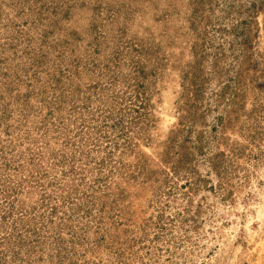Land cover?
Returning <instances> with one entry per match:
<instances>
[{
    "label": "rangeland",
    "instance_id": "1",
    "mask_svg": "<svg viewBox=\"0 0 264 264\" xmlns=\"http://www.w3.org/2000/svg\"><path fill=\"white\" fill-rule=\"evenodd\" d=\"M7 1L0 7V31L5 37L11 34L15 45L0 53V114L9 116L0 126V165L1 151L19 152L20 136L26 135V151L29 146L32 152L45 151L38 163L40 171L56 172L51 154L67 155L58 168H69L75 154L74 166L80 168L83 181L97 185L91 199H83L94 206L93 213L64 226L74 233L71 258L61 262L44 252L39 263L119 264L116 255L122 249L123 260L134 264H264V108L255 107L251 97L258 84L264 88V8L250 23L252 32L245 39L239 33L240 21L249 12L238 16L233 0H42L38 13L27 11L29 2L23 15H17V7ZM224 1L231 5L229 13L222 10ZM232 22L239 24L233 52L243 59L247 43L245 55L251 56L249 68L242 65L241 74L249 91L242 110L240 105L233 108L223 120L224 127L215 123L220 110L212 100L205 99L202 105L211 110L200 107L197 112L196 133H204L206 147L223 151L228 163L233 154L220 187L219 177L211 175V189L204 161L198 163L197 155L182 158L176 152L178 159L172 161L166 148L171 136H179L185 122L196 115L185 88L189 73L198 69L209 91L234 76L236 67L228 65V59L219 62V77L209 72L216 69L211 62L221 35L216 27ZM29 25L33 52L26 53L25 36L16 31ZM43 34L46 43L41 45ZM26 55L42 63L26 71L30 66ZM60 66L67 69L61 77L66 98L58 97L62 103L58 101L57 110L51 111L54 94L49 83ZM137 72L147 94L145 107L139 109L140 99L130 84ZM24 103L28 105L25 122L19 115ZM103 110L123 119L124 133L118 134L119 126L107 127L110 138L96 140L90 121L99 122ZM44 116L48 121L41 127ZM17 155L16 164H29L13 176L30 171L36 162L19 161ZM189 160L193 163L186 165ZM180 164L186 172L182 169L183 177L177 178L172 167ZM77 176L70 172L63 176L66 185L56 192L58 197L69 193V183ZM18 183L22 189L18 197L32 207L41 190L31 186L34 180ZM158 213H163L164 229L154 227ZM99 214L104 220L101 229L95 226ZM59 233L68 237L65 230ZM30 257L35 261L34 254Z\"/></svg>",
    "mask_w": 264,
    "mask_h": 264
},
{
    "label": "trees",
    "instance_id": "2",
    "mask_svg": "<svg viewBox=\"0 0 264 264\" xmlns=\"http://www.w3.org/2000/svg\"><path fill=\"white\" fill-rule=\"evenodd\" d=\"M6 1V2H5ZM5 2V3H4ZM7 0H0V7L4 4H6ZM11 5L13 7H17V15H23L26 10L24 7L25 4L31 3L29 8H27V11L30 12H39L41 10V4L42 0H11ZM231 2V1H230ZM233 5L232 7L235 9L236 14L241 15L242 12H249L248 18L246 20L240 21V24L242 29H240V34L245 35L246 38H250V34L252 32V29L250 28V23H253V20L257 16L259 12H261L264 8V0H233L231 2ZM227 1H224L222 5V10L226 9L229 13V9H231V5ZM19 5V6H18ZM39 5V6H38ZM1 14V13H0ZM28 15V14H27ZM26 19H24L23 22H25ZM13 21L11 22L12 25ZM237 23H231L230 25H227L226 23L223 25H217L215 32H220L221 35L218 37L219 41L217 44V50L214 52L212 64L214 65V69H209V72L213 73L214 75L220 76L221 68H218V64L222 59H228V65L232 67H236L234 76L231 75L229 78H226L220 85L218 89L214 90H207V88L204 86V80L202 77H200L198 73V69L194 70L192 73L190 72L187 76L189 84H186L185 88L187 89V94H191L192 100H190V105L192 106V110L196 115H193L191 120H187L183 127H185V130H181V133L179 136H171V139L169 140L170 145L166 148V152L169 153V150L171 151L170 159L172 161L178 159V157H175L173 153L176 152V154L180 153V156L183 158L184 156H192L197 155V162H202L206 164L207 167V174H206V181L209 183V188H213L212 183V174L214 177L218 178V184L219 187L221 186V181L224 179L225 173L227 170H229V167L232 165L233 160V154L229 155V159L232 161L228 163L224 159V153L223 151L218 152L213 151L212 148L209 146L206 147L207 141L204 140V133L202 131L197 132L196 124L194 125V122L196 121L197 112L200 110H211L210 107H204L208 109H204L202 107L203 101L207 99L208 101L212 100L214 103V106L216 110H220V113L218 112V116L216 119L217 124H219L221 127L226 126V122H223V120L227 117H230V113H233V108H235L237 105H240L238 110H242V106L244 105V102L247 99L248 96V87L246 83H244V77H242V65H245V70L248 69L250 63H249V55H245L248 51L247 43L245 47V54L243 59H239L236 55V53L233 52L234 48L236 47V43H238V40L236 38H233L234 34H237ZM6 28H3V30L7 29V25H4ZM30 28H22L17 29L16 32L20 33L22 37L25 36V41L27 43V49L25 52H33L30 45L33 41V36L31 34H27V32H30L31 25H29ZM11 31V29H9ZM45 32V31H44ZM43 32V33H44ZM6 33V32H5ZM27 34V35H26ZM16 36V35H15ZM11 39H13V36L11 37L7 35L6 37L3 35V33L0 31V53L2 54L5 52L6 47L8 48H14L15 44L11 45ZM3 40V41H2ZM42 43H46L44 39L43 34V40H41ZM242 43H240L241 45ZM230 53V54H227ZM32 55V54H29ZM27 56V55H26ZM29 59V67H27L26 71L29 70V68L33 66H39L42 61L39 58L37 59H30V56H27ZM2 61L4 60L1 59ZM224 61V60H223ZM238 67V68H237ZM67 69H63L61 66L55 69L52 72V85L51 83L49 86V89L54 94L53 101L51 102L50 110L55 111L57 110V103L59 101V104L62 103V100H59L58 97L66 98V91L67 86H64V83L61 79L65 75V71ZM228 71V68L225 69V72ZM68 72V71H67ZM248 72V71H247ZM70 73H67V76ZM66 76V77H67ZM138 72L135 76L136 79H134L133 83H130L133 87L134 96L136 98H139L138 100L139 105L136 109L144 108L145 101H147L146 98V85H144L140 79L137 77ZM144 77V76H142ZM18 78V75H17ZM70 79V78H69ZM50 82V81H49ZM71 86V84H69ZM126 92V88L123 91V94ZM31 93V91H30ZM28 93L26 96L30 95ZM38 94L41 95V91L38 92ZM43 94V91H42ZM251 96V95H250ZM205 97V98H204ZM254 99L255 107H262L264 108V88L262 85L258 84L257 88L254 89V94L251 96ZM144 100V101H143ZM210 103V102H209ZM27 103H24L23 108H20L19 115L20 120H24L27 117V114L25 113V110L28 108ZM202 111L201 114H202ZM111 113L109 110H103L100 112V115H102V119L99 122L97 119L90 121V126L96 132V140L99 139H105L110 138L108 135H106V132L108 133V129H116L118 126L121 127V131H119L118 134H122L125 132L123 129V119L121 117H118L117 115ZM25 117V118H24ZM197 116V120H198ZM9 116H7L4 112L0 114V126L4 121H7ZM110 119H114L111 123H109ZM46 117H42L40 119V126L43 127L47 123ZM7 123V122H6ZM20 124V123H19ZM23 124H20L22 126ZM109 127V128H107ZM215 127V124L213 123L212 127ZM8 125H5L4 127V134L6 135L8 133ZM189 128V129H188ZM40 129V127H38ZM104 129V130H103ZM188 130V131H187ZM104 131V132H103ZM193 132V133H191ZM104 133V134H103ZM117 137L118 135H114ZM26 135L20 136V141L18 143L19 148H22L19 152H13L14 148L8 149V151H1V164L0 169L3 170V172H0V264H40V260H42V256L40 254L47 252L51 255L58 256V259L63 262L66 259L71 258V252H70V245H72V239L74 238V233H69V229L65 228L66 224L69 226L72 225L71 221L74 220L75 217H78V220H82L83 217L90 216L92 211V205H89L88 203H84L83 199H91V191L93 188L97 187L96 182L91 181L89 183L84 182L82 175L79 173L80 168H78V165L74 166V158L75 154L72 156L71 163L68 167H61L58 168V163L65 164V160L67 159V155L61 153V154H51L49 160L53 161V164L56 166L54 170L56 172H52L51 174H47L44 171H40L41 169H38L41 165L40 161L43 159L44 153L41 152L39 149L36 152H32L31 147H27V150L23 147V144L25 143ZM115 144H119L117 139H114ZM105 141V140H104ZM65 145H68V140ZM186 143H190V146H187ZM74 144L71 142V145ZM39 146H42L39 144ZM119 146V145H118ZM181 150V151H180ZM110 155L113 154V152L108 151ZM215 152V154H213ZM16 153H18L17 157L19 161L23 158H29L31 162L34 160L36 161L35 164L31 165L30 171H26L22 174H19L17 176H13V174H17L22 168H24V165L29 164V162H19L18 164L15 163ZM6 154V155H5ZM109 155V158H110ZM7 156V157H6ZM11 157V161H10ZM103 161H100V164H102ZM175 163V162H174ZM189 163H193L192 161L185 162L186 165ZM80 165V164H79ZM183 164L177 165L175 168L172 167V172L177 175V178L183 177L181 175L182 169L183 172H186L185 167H180ZM34 166H36L34 169ZM61 166V165H59ZM11 167V168H10ZM81 167V165H80ZM59 169V172L61 170V176L58 178L60 173H57V170ZM11 170V172L9 171ZM82 170V168H81ZM70 172L71 174L79 176L73 177L74 181L69 183L67 191L69 192L66 196H57V191L62 189L66 184L62 182L63 176L65 177L67 173ZM184 174V173H183ZM225 174V175H224ZM48 176H50L48 178ZM47 182H44V180ZM80 178V181H75L76 179ZM19 181H29L34 180L35 185H31L32 187H37L39 190H41V194L39 198H37V202L34 201V205L32 207L27 206L25 203V199H21L18 197L19 192L22 191L21 189V183H18ZM83 183V184H82ZM183 184V183H182ZM52 187L51 189H49ZM182 187V186H181ZM90 190V192H88ZM123 190L118 191V194H120ZM83 195V197H78V194ZM29 202V201H27ZM111 203L109 204V206ZM117 206V204H115ZM81 211V212H80ZM80 213V214H79ZM83 216L81 217V215ZM163 213H158L156 215V221L154 222V227H157L156 229H164L165 226L162 224L164 221L161 219ZM69 221L68 223L66 221ZM102 215H97V218L95 219V226L98 229L102 228L103 223ZM105 228V227H104ZM103 228V229H104ZM102 229V230H103ZM65 230L66 234L65 238L59 233V231ZM106 230V235L108 232V229ZM104 231V230H103ZM79 234V233H78ZM105 235V233H104ZM103 235V236H104ZM81 236V235H80ZM82 237V236H81ZM60 252H62L60 254ZM39 255H36V254ZM35 255V261L31 260L32 258L30 256ZM7 256H10L11 260L7 259ZM117 262L119 264H134V262H125L123 260V250L116 255ZM36 262V263H35ZM40 262V263H39ZM137 262V260H136ZM65 264H71L70 261H67ZM95 264V263H94ZM142 264V263H141Z\"/></svg>",
    "mask_w": 264,
    "mask_h": 264
}]
</instances>
